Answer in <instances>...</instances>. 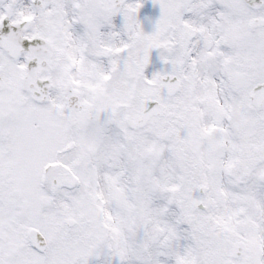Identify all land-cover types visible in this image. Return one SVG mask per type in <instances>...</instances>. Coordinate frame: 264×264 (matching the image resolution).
<instances>
[{"label": "snow or ice", "instance_id": "snow-or-ice-1", "mask_svg": "<svg viewBox=\"0 0 264 264\" xmlns=\"http://www.w3.org/2000/svg\"><path fill=\"white\" fill-rule=\"evenodd\" d=\"M0 0V264H264V0Z\"/></svg>", "mask_w": 264, "mask_h": 264}, {"label": "flooded vegetation", "instance_id": "flooded-vegetation-1", "mask_svg": "<svg viewBox=\"0 0 264 264\" xmlns=\"http://www.w3.org/2000/svg\"><path fill=\"white\" fill-rule=\"evenodd\" d=\"M155 5L152 3L149 5V11L151 14L155 15Z\"/></svg>", "mask_w": 264, "mask_h": 264}]
</instances>
